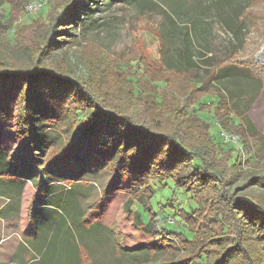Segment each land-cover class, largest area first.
<instances>
[{
	"label": "trees",
	"instance_id": "16d2710c",
	"mask_svg": "<svg viewBox=\"0 0 264 264\" xmlns=\"http://www.w3.org/2000/svg\"><path fill=\"white\" fill-rule=\"evenodd\" d=\"M102 1L90 0L95 6L91 8L89 1L83 4L84 0H48L40 11L44 12L49 3L47 17L45 21L36 22L39 29L33 39L35 47L30 49L36 63L32 66L7 65L0 59V147L13 168L11 175L34 183V205L41 201L43 188L52 182L95 185L94 191L87 188V207L91 208V198L92 205L96 206L89 217L103 205L105 210L112 205V213L107 210L105 217L109 215L115 220L119 216V206L125 204L128 216L135 219L137 228L144 227L142 233L152 237V244L158 233L155 214H152L156 191L144 179L150 174L163 183L172 181L175 189L193 196L198 204L191 213L180 210L177 214L188 232L174 233L182 250L175 264H264V206L248 196H238L233 189L232 176L240 167L242 153L236 146L218 144L212 136L207 139L206 130L199 125L203 123L189 114L190 108L212 92L215 79H222L227 84V92L231 93L236 89L231 78L236 71H246L263 85L264 75L250 64L236 68L239 65L232 64L229 59L231 66L227 70L224 66L218 68L220 74L213 70L201 84L187 78L188 90L184 91L182 81L174 82L176 77L165 75L161 67L153 69L142 58H132L116 72L115 92L106 90L105 94L116 95V104L104 100L95 95L101 88L93 85L90 76H71L65 61L58 64L50 61L65 28L81 29L85 16L95 14L101 7H111L113 3L125 5L131 0H104L100 5ZM253 2L264 5V0H250L251 7ZM238 18L227 19V26L232 28L237 40L234 54L247 45V31L250 30V26ZM7 21L10 24L14 21L12 9ZM184 59L186 64L196 65L190 50L185 52ZM167 71L189 74L180 69ZM164 83L165 86L160 87ZM181 95L186 96L183 103L182 98L179 99ZM230 96L234 100V95ZM43 102L52 114L67 121L68 134L56 143L45 144L37 134L35 124ZM70 103L80 107L73 108ZM211 104L216 105L215 115L225 128L239 133L245 139L242 145H246L249 135L257 132L250 117L243 116L230 104L228 93L220 92ZM199 136L203 137L201 142H198ZM259 142L264 159V137ZM218 148L224 154L221 155ZM124 176L141 180L140 188L132 192L126 202L125 194H116V190L123 187L124 182L120 180ZM250 185L264 187V175L249 178L244 188ZM59 199L62 202L63 195ZM104 200L114 201L103 204ZM174 200H169L167 207H172ZM141 206L152 216L148 226L142 221ZM175 216L174 213V223ZM166 229L164 225L163 230ZM255 245L261 250H255ZM137 246L136 249L141 248ZM155 248L161 249L158 245Z\"/></svg>",
	"mask_w": 264,
	"mask_h": 264
},
{
	"label": "rangeland",
	"instance_id": "374dc122",
	"mask_svg": "<svg viewBox=\"0 0 264 264\" xmlns=\"http://www.w3.org/2000/svg\"><path fill=\"white\" fill-rule=\"evenodd\" d=\"M31 1L34 0H29ZM88 1L89 5L93 6L90 0H84L83 4L85 5ZM249 1L131 0L125 5L113 3L111 7H101L95 14L85 16L83 28L76 31L71 29L74 26L65 28L63 30L65 34L60 36V44L58 49L51 54L50 61L53 64L65 61L70 68L68 73L71 76H90L93 85L101 88L103 93L100 94V90L95 95L115 102L113 104H116L118 99L115 94H105L106 90L115 92L116 72L124 66L126 60L132 58H142L153 69L161 67L165 75L176 77L174 82L182 81L184 91L188 90L187 78L201 84L213 70L219 71L218 68L221 66L227 70V67L231 66L227 61L229 59L232 60V64L239 65L236 68L242 69L240 66L250 64L264 75V5L259 6L258 3L253 2L251 7ZM25 2V0H0V59L7 65L15 63L21 66H32L36 63L35 56L31 54L30 49L35 47L33 39L39 29L36 22L39 19L45 21L49 3L44 12L29 14L27 13L29 3ZM104 3L103 0L100 5ZM10 9H12L14 19L11 24L7 21ZM237 18L245 21L244 25H249L250 30L247 31V45L241 52L234 54L237 40L232 28L227 26V19ZM74 40L75 43H71ZM187 50L193 52L196 65L186 64L184 58ZM166 69L187 70L190 77H187L185 73L177 75ZM220 73L219 71L218 74ZM231 78L236 85L235 93L227 92V84H224L222 79H215L212 92L203 96L197 103L198 105L190 108L189 114L203 123L199 125L206 130L204 132L207 133V139L213 137L221 145L224 144L221 138L222 129L237 135L242 143L245 139L239 133L228 131L223 121L216 117V105L211 103L218 98L220 92L228 93L230 104L236 106L243 116L247 114L250 117L257 132L249 135L247 146L244 145L246 151L240 158V167L234 170L232 176L233 189L237 190L238 196H248L264 206V187L250 185L244 188L249 178L264 175V159L259 142L264 137V85L252 79L243 70L236 71ZM164 86L165 83L160 84V87ZM229 90L232 91L231 88ZM230 94L234 95V100L231 99ZM184 97L186 96H179L180 101ZM183 102L184 100L181 101ZM70 106L80 107L75 103H70ZM152 110L159 111L157 108ZM146 111H151V109ZM239 119L242 122L241 116ZM35 125L38 136L45 140V144L56 143L68 134L66 119L52 114L49 106L44 102L40 105ZM197 138L198 142L203 140L201 136ZM218 152L221 155L224 154L220 148ZM12 173L13 168L0 147V193L9 192L10 185H7L5 181ZM149 175L144 181L148 180L156 191L152 214H155L158 231L156 242L149 245L154 250L151 252L149 264H175L182 256V250L177 244V237L174 233L184 232L186 234L188 232L177 214L180 210L191 213L198 208V204L193 196H186L182 191L175 189L172 181L163 183L158 178ZM107 179L108 177L105 179L106 184L109 181ZM120 181L124 182L123 187L118 188L116 194H125L124 202H126L130 194L140 188L141 180L132 176H124ZM83 186L88 188V191L96 187L92 184H83ZM4 195L10 196L9 194ZM171 199H175L171 204L172 207H167L166 204ZM113 201L104 200L103 204H110ZM124 207L125 204L119 206L117 218L120 225L117 227L120 249H126L129 240L132 246H137L141 241L152 240L149 234L142 233L143 226L136 227L133 222L135 219L128 216L125 211L126 207ZM135 208L136 206L133 210ZM106 213L108 211L103 205L95 215L88 216V220L102 221ZM174 213L176 223L172 220ZM140 215L144 226H148L152 216H149V212L144 211L142 206ZM164 225H166V231L163 230ZM156 245L161 249L155 248ZM140 247L137 246V248ZM255 250L259 251L261 248L255 245Z\"/></svg>",
	"mask_w": 264,
	"mask_h": 264
},
{
	"label": "crops",
	"instance_id": "0c3cea01",
	"mask_svg": "<svg viewBox=\"0 0 264 264\" xmlns=\"http://www.w3.org/2000/svg\"><path fill=\"white\" fill-rule=\"evenodd\" d=\"M7 180L9 192L0 193V264L151 262L150 240L142 241L140 249L129 240L126 249H120L117 219L106 215L102 221L88 220L96 206L91 198V208L87 207L89 196L83 184L49 183L41 201L34 205L32 181L13 175ZM111 209L112 205L106 208Z\"/></svg>",
	"mask_w": 264,
	"mask_h": 264
},
{
	"label": "built area",
	"instance_id": "2783aa9c",
	"mask_svg": "<svg viewBox=\"0 0 264 264\" xmlns=\"http://www.w3.org/2000/svg\"><path fill=\"white\" fill-rule=\"evenodd\" d=\"M47 1L48 0H34L30 2L27 7V12L29 14H36L40 12L43 7L47 4ZM216 124L220 125L219 122H216ZM221 138L224 142V145L236 146L241 151V153H245L246 149L242 145V142L237 135H233L232 133H228L222 129Z\"/></svg>",
	"mask_w": 264,
	"mask_h": 264
}]
</instances>
